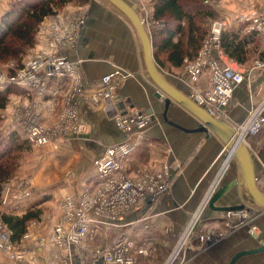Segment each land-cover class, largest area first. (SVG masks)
<instances>
[{
    "label": "crops",
    "instance_id": "0c3cea01",
    "mask_svg": "<svg viewBox=\"0 0 264 264\" xmlns=\"http://www.w3.org/2000/svg\"><path fill=\"white\" fill-rule=\"evenodd\" d=\"M11 1L0 0V15ZM125 1L137 7L141 18L143 7L148 9L150 17L152 0ZM217 5L215 8L220 14L229 15L225 19L229 27L243 24L244 21L240 20L242 14L264 11V0H219ZM60 10L55 17L47 19L61 31L70 22L82 20L75 40L60 41L57 48L74 65L85 87H97L101 76L116 69L128 77L119 85L114 101L95 104L87 98H77L79 118L87 125V132L80 138H68L66 142V148H71L78 157L76 164L80 166V172L76 177L66 175L70 179L65 182L79 185L71 192L67 188L58 189L56 198L52 195L43 197L45 200L38 206L41 209L39 220L30 221L23 233H28L29 237L24 239L22 235L14 242L17 248L27 249L26 255L15 260L0 251V264H56L62 260L69 264H103L93 250L109 247L118 236L133 242L132 252L137 264H167L178 249L171 264H227L236 252L264 244V210L252 204L241 183L243 177L235 158H231L224 170L223 163L229 154L224 141L211 130L191 131L196 129L199 121L174 102L169 105L165 118L162 115L165 109L163 100L154 96L157 88L146 71L141 42L129 20L107 0H70L62 4ZM244 23L245 31L252 32L248 30V22ZM146 29L151 37L156 30L149 25ZM257 38L264 50L263 41L259 36ZM259 51L242 65L229 59L221 50L223 60L238 66L244 73L243 81L234 89L225 109V116L217 118L231 129L245 121L249 113L264 101V53L261 56ZM255 60L262 65L255 67ZM187 62L190 61L179 67L170 63L163 67L155 64L169 83L191 97L195 91L206 90L209 70L203 69L197 81L189 82L185 70ZM132 107L151 113L153 121L133 156L124 163L127 173L130 176L141 172L149 174L166 167L167 191L156 200L140 201L115 223V227L95 229L93 236L85 238L80 245L68 250L57 249L49 236L61 215L59 203L66 196L77 200L85 186L93 182V159L101 155L106 146L122 140V134L112 120L113 113ZM246 143L253 157L257 185L264 192V124ZM91 168L92 172L86 173ZM234 180L236 185L214 206L220 208L237 203L245 204L248 210L244 218L237 212L226 219L225 212L210 208L206 201L216 182L214 191ZM21 197L20 194L11 196L0 207V212L23 214L35 201L32 195ZM52 198H55V205L44 209ZM35 199L38 201L39 198ZM194 216L197 220L189 231ZM227 221L233 226H228ZM139 249H145L146 253L140 254ZM234 264H264V251L245 255Z\"/></svg>",
    "mask_w": 264,
    "mask_h": 264
},
{
    "label": "built area",
    "instance_id": "2783aa9c",
    "mask_svg": "<svg viewBox=\"0 0 264 264\" xmlns=\"http://www.w3.org/2000/svg\"><path fill=\"white\" fill-rule=\"evenodd\" d=\"M240 20L248 22V30L256 32L264 43V11L242 14ZM81 22H70L61 31L54 22L45 18L38 26L36 45L25 55L21 66L12 75L0 71V91L8 85L21 89L7 107L3 116L4 123L0 125L1 132L6 134L18 131L34 146L57 149L61 140L80 138L87 132V125L79 118L77 98H87L95 104L116 100L119 85L128 74L116 69L101 76L97 87H85L74 65L58 51V42L75 40ZM210 23L197 58L187 62L185 68L189 82L197 81L203 69L209 70L208 87L203 92H193L191 98L210 115L219 118L225 116V109L234 89L243 81L244 73L238 66L225 62L221 57L220 37L227 21L218 19ZM151 24L155 29L161 25L160 22L152 21ZM261 65V62L255 61V67ZM263 111L264 101L249 113L245 121L232 127L239 142L246 143L249 137L259 133L264 124ZM112 120L122 134V140L106 146L102 154L93 159V182L85 186L80 197L74 200L66 196L59 203L61 215L49 236L50 242L59 250L80 245L85 238L93 236L95 229L115 227V223L131 212L140 201L156 200L168 189V182L164 179L166 167L160 172H141L130 176L124 165L133 156L145 130L152 123L151 113L132 107L125 111H115ZM21 193L20 196L29 197L28 192ZM10 197L7 184L3 189L2 203L5 204ZM237 212L246 216L244 209L226 213L227 219ZM227 224L233 226L231 221H227ZM10 235L9 227L0 218V251L11 259L24 258L27 249L17 248L11 242ZM28 237V233L23 235L24 239ZM185 237L186 234L183 240ZM132 250L133 242L118 236L109 247L95 248L93 253L103 264H137ZM178 251L167 264L174 261ZM138 252L145 254L146 250L139 249ZM56 264L69 263L62 260Z\"/></svg>",
    "mask_w": 264,
    "mask_h": 264
},
{
    "label": "trees",
    "instance_id": "16d2710c",
    "mask_svg": "<svg viewBox=\"0 0 264 264\" xmlns=\"http://www.w3.org/2000/svg\"><path fill=\"white\" fill-rule=\"evenodd\" d=\"M70 0H13L0 15V64L12 65L10 74L21 66V60L37 42L39 24L45 18L57 15L59 7ZM148 19L161 25L151 37L153 59L163 67L170 63L179 67L193 62L202 47L207 33V23L216 18L213 5L206 0H152ZM246 24L225 28L220 37L222 52L239 64L246 63L253 54L264 53L256 32H246ZM21 89L8 85L0 91V110L8 103L11 93ZM1 122V117H0ZM30 149V142L20 132L0 131V207L3 189L16 175L20 159ZM44 199L32 202L21 215L0 212V218L11 231L10 240H20L30 221L39 220V205Z\"/></svg>",
    "mask_w": 264,
    "mask_h": 264
},
{
    "label": "water",
    "instance_id": "95a60500",
    "mask_svg": "<svg viewBox=\"0 0 264 264\" xmlns=\"http://www.w3.org/2000/svg\"><path fill=\"white\" fill-rule=\"evenodd\" d=\"M116 10L122 13L127 20L131 23L141 42L144 62L146 71L151 77L152 82L156 86V92L154 96L158 99L163 100L164 110L162 115L165 118L168 107L171 103H176L189 113H191L198 121L195 130L193 132H207L208 130L216 133L225 143L226 147L230 151L232 157H234L239 163L240 169L243 177L241 182L247 189L250 196L252 204L257 205L264 210V192L260 190L257 185L255 177V169L251 157V153L247 144L243 141L237 140L233 133V130L228 124L223 123L221 120L210 115L204 108L199 106L190 96L184 94L179 88L173 86L169 83L166 78L161 75L160 70L155 64L153 59L152 51V41L151 35L148 33L144 21L138 13L136 6H131L125 0H107ZM190 131V130H188ZM236 185V181H232L222 188L214 191L207 199V205L210 208L220 210L225 213L236 212L241 210H248L245 208V204H237L231 206H221L220 208H215L214 203L218 202L231 187ZM264 251V244L247 250H240L236 252L228 261L227 264H234L239 258L245 255L256 254Z\"/></svg>",
    "mask_w": 264,
    "mask_h": 264
},
{
    "label": "rangeland",
    "instance_id": "374dc122",
    "mask_svg": "<svg viewBox=\"0 0 264 264\" xmlns=\"http://www.w3.org/2000/svg\"><path fill=\"white\" fill-rule=\"evenodd\" d=\"M210 4L213 5V8L217 14L216 18L210 20L207 24V33L209 30V27L211 25L210 22L213 20H218V19H226L229 15L226 13H219L217 9L215 8L218 6L219 0H213V1H208ZM61 10L57 12L59 14ZM142 13V19L144 21L145 26L149 25L153 29H155V26L151 24V21L148 19L149 16V11L146 8L141 9ZM210 23V25H209ZM229 27L227 24L225 28ZM233 27V26H231ZM237 27V26H236ZM233 27V28H236ZM224 28V29H225ZM223 29V30H224ZM206 33V34H207ZM25 58V56H24ZM23 58V59H24ZM22 59V60H23ZM21 60V63H22ZM256 61V60H255ZM12 66L11 64H0V71L5 72L8 75H11L9 72V67ZM186 70V68H185ZM189 78V77H188ZM20 93V92H19ZM19 93H11L8 98V103L6 107L2 110H0V117H1V122L0 125L4 123V114L7 112V107L11 103L10 101L15 95H18ZM67 140H61L58 144L57 149H53L49 146L46 147H37L34 146L30 143V149L27 152H24L22 154V157L20 159V166L18 171L16 172V175L11 178L10 183H8V186L10 187V193L11 196H14L15 194H22L21 192H28L29 196L32 195L34 201H36V197L39 199H42L43 197L48 196H55L57 195V192H59L58 189H63L67 188L69 192L72 191L73 188H76V185L79 184H73L70 185L66 184L65 181L68 183V179H70L67 176H72L73 175L76 177L78 173L80 172V166L76 164L77 162V155L76 153L72 152L73 150L71 148H66L65 145H67ZM229 154L226 156V160L228 158ZM234 158V157H231ZM231 160V159H230ZM230 160L224 165V168H226L227 164L230 162ZM59 168V169H57ZM92 172V168L90 171H86V173ZM66 173V174H65ZM75 173V174H74ZM89 173V174H90ZM66 184V185H62ZM212 189V188H211ZM39 190V191H38ZM211 191V190H210ZM67 192V193H69ZM63 194V193H61ZM61 194H59L61 196ZM59 197V196H58ZM55 198H52L44 207V209H50L53 207V204L55 205ZM37 199V200H39ZM243 218L245 214H242ZM197 217V216H196ZM195 216L192 219V222L190 223V226L188 230L190 231L191 226L193 221L196 218ZM197 220V219H196ZM198 222V221H197Z\"/></svg>",
    "mask_w": 264,
    "mask_h": 264
},
{
    "label": "bare ground",
    "instance_id": "6f19581e",
    "mask_svg": "<svg viewBox=\"0 0 264 264\" xmlns=\"http://www.w3.org/2000/svg\"><path fill=\"white\" fill-rule=\"evenodd\" d=\"M231 157H232V155L229 153V156H228V158H227L226 163L231 159ZM215 181H216V180H215ZM213 190H214V185H213V187H212V189H211L210 192H212ZM241 216H243V215H241ZM226 219H227V217H226Z\"/></svg>",
    "mask_w": 264,
    "mask_h": 264
}]
</instances>
